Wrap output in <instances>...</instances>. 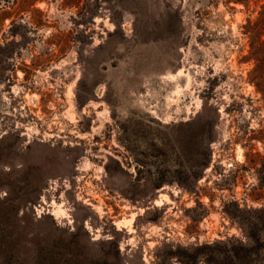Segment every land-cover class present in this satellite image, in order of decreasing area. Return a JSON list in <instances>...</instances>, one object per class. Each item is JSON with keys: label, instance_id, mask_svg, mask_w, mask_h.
Listing matches in <instances>:
<instances>
[{"label": "rangeland", "instance_id": "rangeland-1", "mask_svg": "<svg viewBox=\"0 0 264 264\" xmlns=\"http://www.w3.org/2000/svg\"><path fill=\"white\" fill-rule=\"evenodd\" d=\"M263 4L0 0L11 264H208L198 248L243 238L226 211L264 206L244 30Z\"/></svg>", "mask_w": 264, "mask_h": 264}, {"label": "trees", "instance_id": "trees-1", "mask_svg": "<svg viewBox=\"0 0 264 264\" xmlns=\"http://www.w3.org/2000/svg\"><path fill=\"white\" fill-rule=\"evenodd\" d=\"M224 1L245 6L250 3V0ZM244 30L250 40V59L255 64L251 76L264 96V4L255 19L247 20ZM259 182L264 187V160L259 169ZM232 204L233 209L227 210L226 213L238 224L243 238L232 237L212 245L201 246L194 257L195 262L198 263L201 261L199 259L207 257L205 261L208 264H264V206L242 208L237 202ZM0 248L5 255L0 264H11L12 247L2 244ZM205 250L208 251L204 252ZM39 263L48 264L42 261Z\"/></svg>", "mask_w": 264, "mask_h": 264}]
</instances>
